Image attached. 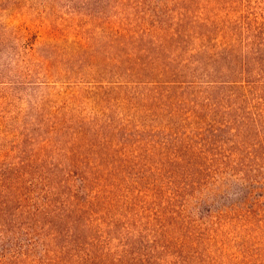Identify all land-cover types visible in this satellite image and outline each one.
<instances>
[{
  "label": "trees",
  "instance_id": "obj_1",
  "mask_svg": "<svg viewBox=\"0 0 264 264\" xmlns=\"http://www.w3.org/2000/svg\"><path fill=\"white\" fill-rule=\"evenodd\" d=\"M44 1L92 26L71 21L34 47L44 77L71 89L56 101L62 111L45 114L39 146L62 189L47 219L59 264H264V247L245 246L264 243L261 220L229 244L181 209L222 170L262 182L264 19L244 0L231 14L183 7L152 26L126 23L122 12L141 0Z\"/></svg>",
  "mask_w": 264,
  "mask_h": 264
},
{
  "label": "rangeland",
  "instance_id": "obj_2",
  "mask_svg": "<svg viewBox=\"0 0 264 264\" xmlns=\"http://www.w3.org/2000/svg\"><path fill=\"white\" fill-rule=\"evenodd\" d=\"M127 1L131 5L135 0ZM244 1L245 10L257 20L264 19V0ZM201 6L209 16L240 10L234 0H141L136 8L127 7L122 13L127 14L126 23L152 26L168 24L183 7L198 10ZM105 10L109 15L115 13V8ZM89 19L79 13L66 14L63 8L49 6L44 0H0V264L60 263L47 219L62 189L41 168L39 163L44 164L49 150L42 151L39 146L49 126L45 114L59 111L56 101L71 89L66 81L44 77L45 66L34 47L46 39H59L71 21L83 29L82 33L84 28L91 31ZM52 66L57 70V64ZM43 79H48L44 87L32 84ZM70 105L67 107L74 111ZM75 183L70 180L71 186ZM4 202L6 209L1 207ZM181 209L196 224L206 226L207 233L220 227L217 238L231 244L235 229H242L240 234H255L257 221L264 222V177L255 182L222 170L188 194ZM247 242L249 250H263L264 243L256 238ZM233 250L232 245L223 248L226 254Z\"/></svg>",
  "mask_w": 264,
  "mask_h": 264
}]
</instances>
